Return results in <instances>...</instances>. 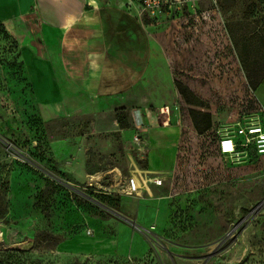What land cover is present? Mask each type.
<instances>
[{
	"label": "rangeland",
	"instance_id": "obj_1",
	"mask_svg": "<svg viewBox=\"0 0 264 264\" xmlns=\"http://www.w3.org/2000/svg\"><path fill=\"white\" fill-rule=\"evenodd\" d=\"M96 1L142 24L146 68L110 106L68 98L64 108L41 109L50 122L33 97L20 41L0 21V264H264V156L231 165L215 135L262 110L256 81L237 58L232 24L261 54L264 0H170L154 13L142 0ZM103 12L108 40L139 36L124 24L114 35L111 12ZM118 65L125 69L124 61ZM254 69L264 74L261 64ZM164 108L183 131L176 165L159 173L164 183L152 195L127 196L132 172L149 170L133 142L136 118L155 114L161 123ZM118 116L128 129H120ZM208 117L211 126L201 133ZM106 188L120 201L109 204ZM94 228L117 232L119 243L104 244L103 256L57 253L60 241Z\"/></svg>",
	"mask_w": 264,
	"mask_h": 264
},
{
	"label": "crops",
	"instance_id": "obj_2",
	"mask_svg": "<svg viewBox=\"0 0 264 264\" xmlns=\"http://www.w3.org/2000/svg\"><path fill=\"white\" fill-rule=\"evenodd\" d=\"M104 9L111 14L123 11L116 7L100 6L96 0H0V20L20 41L21 59L30 80L33 97L45 121L49 118L43 116L41 109L64 108L68 98L70 101L80 98L99 100L101 105L110 106L113 99H119L127 93L129 89L115 95L100 94L104 73L111 83L124 70L118 65L119 61H124L143 74L147 65L148 39L141 40L142 43L146 41V47L140 48L142 53L133 54L137 57L135 60L127 62L120 59L121 55L129 54L125 52L129 50L127 47L124 52L114 53L110 59L105 39V18L102 14ZM235 24H232L233 46L237 58L256 81L257 94L254 93V96L264 114V74L257 76L253 73L258 64L264 68V51L259 55L251 52L250 41L240 38V28ZM110 60L113 61L111 64ZM107 66H110V70H107ZM60 93L63 97H59ZM53 94L57 95V102L54 101ZM168 112L169 109H163L164 114ZM155 119V114L152 117L140 114L136 123L146 128L147 171L166 173L176 165L177 148L183 131L181 126L168 124V121L166 124L167 118H161V123ZM52 120L54 119L47 122ZM136 130L137 128L133 129V134ZM151 189L146 193L152 195ZM139 214L138 211V220ZM95 230H90L91 234L82 231L85 233L82 237H77L81 233L79 232L60 241L57 253L73 257L103 256L101 254L107 252L104 244L119 243L117 232L106 235L100 232L98 235ZM97 247L100 248L95 251Z\"/></svg>",
	"mask_w": 264,
	"mask_h": 264
},
{
	"label": "built area",
	"instance_id": "obj_3",
	"mask_svg": "<svg viewBox=\"0 0 264 264\" xmlns=\"http://www.w3.org/2000/svg\"><path fill=\"white\" fill-rule=\"evenodd\" d=\"M144 10L152 13L161 11L162 7H171L170 0H142ZM166 124L170 123L167 114ZM219 140L221 155L231 165H243L251 161L253 154L264 156V114L262 111L244 113L237 120L221 125L215 130ZM146 128L140 124L133 136L136 150L140 152L142 159H146L147 142L145 138ZM164 180L159 173L149 172L136 168L127 179L123 192L127 196L142 197L145 192H150L152 186H163ZM105 195L113 192L106 188ZM91 234V231H89Z\"/></svg>",
	"mask_w": 264,
	"mask_h": 264
},
{
	"label": "trees",
	"instance_id": "obj_4",
	"mask_svg": "<svg viewBox=\"0 0 264 264\" xmlns=\"http://www.w3.org/2000/svg\"><path fill=\"white\" fill-rule=\"evenodd\" d=\"M104 10H102V14H104L103 12ZM104 18H105V14H104ZM1 21V20H0ZM111 24H112V28L114 29V35L117 34V32L119 34H121L122 31H120L121 29L119 28L121 25L124 24V27H129L132 28L135 31L139 32V36L138 37H129V38H112L108 40V37H106V33H107V23L105 20V39H106V44L108 47V53L110 52H122L124 50L125 47H127V45H130V49L125 51L126 53H129L130 55H133L135 53L140 54L142 53L140 48L142 47H146V41H144V43L141 42V40L144 38H146L145 36V32L142 29L141 24L133 17H131L130 15H128L127 13H124L123 11H119V12H114V14H111ZM117 31V32H116ZM143 35V36H142ZM123 39V40H122ZM112 41V42H111ZM110 45H112V47H110ZM113 49V51H112ZM124 52V51H123ZM113 58V57H112ZM109 62V59H108ZM113 61L110 60V64ZM140 72H138V70L129 65V64H125V69L122 71L121 75L119 76H115V78L113 79V81L110 83V81L108 80L109 78L107 77V74L102 76V82H101V86H100V94L102 95H115L118 93H121L123 91H126L128 89H130L136 82L137 80L140 78ZM258 106L259 103H258ZM258 107H252L253 110H256ZM249 113V112H248ZM254 113V112H252ZM125 118L124 116H118L117 119V123L120 127V129H128L129 126L128 124L124 121ZM211 126V120L210 117H208V119L204 122L203 124V128L200 130L201 133L206 132L209 130ZM215 135L216 138L218 140V136L217 133L215 131ZM218 149H219V140H218ZM220 152V150H219ZM253 156V155H252ZM105 199L109 200V204L112 205V203L110 201H120L119 198L115 199L114 196H109V195H104ZM89 211H96L93 210L91 207H87L85 208V212H89Z\"/></svg>",
	"mask_w": 264,
	"mask_h": 264
}]
</instances>
